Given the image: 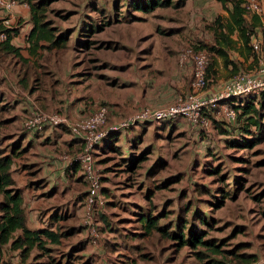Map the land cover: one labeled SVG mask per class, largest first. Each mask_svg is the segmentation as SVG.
Wrapping results in <instances>:
<instances>
[{
    "label": "rangeland",
    "instance_id": "obj_1",
    "mask_svg": "<svg viewBox=\"0 0 264 264\" xmlns=\"http://www.w3.org/2000/svg\"><path fill=\"white\" fill-rule=\"evenodd\" d=\"M260 5L264 13V3ZM225 13L218 0H186L181 6L172 3L147 12L135 9L131 0H50L42 18L66 40L39 49L37 56L29 53L25 39L31 26L29 3L8 13L12 30H18L13 40L21 57L0 52V148L9 152L16 144L20 150L13 156L12 175L23 195L28 226L82 229L26 256L6 248L1 264L222 260L202 247L178 246L176 239L156 229L146 232L140 221L145 215L156 216L168 231L181 226L183 236L193 227L202 230L204 238L222 243V248L256 253L257 263H264V139L247 147L229 146L234 133L217 131L212 119L225 122L213 112L204 128L177 119L131 125L121 133V151L96 150L103 199L89 229L78 196L86 186L62 162L76 152L68 126H46L36 133L22 127L31 107L71 122L106 104L110 126L145 107L163 106L156 103L169 90L166 103L188 93L192 67L179 66L180 54L189 46L211 44L208 25L216 14ZM84 24L93 29L82 31ZM257 68L245 63L240 71ZM227 70L218 69L206 89L231 77ZM197 250L204 252L201 258ZM232 257L226 254L227 264L235 263Z\"/></svg>",
    "mask_w": 264,
    "mask_h": 264
},
{
    "label": "trees",
    "instance_id": "obj_2",
    "mask_svg": "<svg viewBox=\"0 0 264 264\" xmlns=\"http://www.w3.org/2000/svg\"><path fill=\"white\" fill-rule=\"evenodd\" d=\"M18 1L29 3L31 26L25 34V39L27 50L31 55L37 56L39 49H44L46 47L50 48L63 44L66 40L64 35L61 33L56 34L55 28L50 26L49 22L42 18L44 15L43 11L45 10V4H47L50 0ZM131 1L135 9L145 12L151 11L157 6H167L172 3L174 6H181L186 2V0ZM218 1L221 3L223 9H225L227 15L216 14L211 23L208 25L213 35L212 43H206L195 47L193 46L194 48L205 49L208 53V65L206 69L207 77L215 75L216 70L214 66L217 64L218 58L221 59L224 67L229 66L228 68H230V73L232 75L239 72L245 63H248L250 68L254 65H258L257 53L252 51L250 39L251 36L263 28L264 25L262 20L264 19V13L261 15L257 13H248L243 5L245 0ZM258 1L264 3V0ZM81 27L82 31H90L93 29L89 24H84ZM12 29L13 28L5 27L0 22V32H5V38L0 40V52L14 53L20 56V48L14 45L13 40L14 36L17 35L18 30ZM230 52H236L239 57L230 58ZM19 81L21 82V79ZM227 102L233 106L236 112V117L233 121L229 122L223 119L220 120H223L225 123H222V121H216L212 119V116L209 114L212 111L206 112V116L209 120L210 118L212 119L214 127L220 133H234V136L227 140L229 146L247 147L264 139V88L258 92H252L245 94L244 96L230 98ZM142 122L143 121H138L131 125H137ZM131 125L121 130H110L101 143L97 145L94 156L96 155V150L99 146L105 150L113 149L121 151L122 145L118 143L121 133H127ZM190 127L197 128V126ZM71 139L72 141L70 142V145H74V147H76V154L79 151L80 146L75 138L71 137ZM18 154H20V150L16 144L12 145L9 152H6L4 148H0V264L1 254L6 248L18 250L21 253V256H26L33 248L40 247L45 249L44 246L48 243L59 244L60 239L63 236H67L69 233L75 232L76 229L77 231L78 229H82V227H78L69 228L66 231H53L49 229L47 225L41 227H30L27 225L23 205V195L21 189L15 186V180L12 175L13 156H17ZM95 162L97 164L96 158ZM65 169L69 171L71 176L75 177L77 182H81L86 186V191L80 192L78 195L79 199L83 201L81 202L80 208L84 215L83 206L88 192L87 181L80 172L78 162L73 161L71 164L66 166ZM99 191L100 197L102 198V187ZM95 210L96 208H94V211ZM103 215L104 214H101L102 219L106 220L104 217L105 215ZM199 218L201 223H207L203 216H200ZM58 219L59 217L57 220ZM140 221L141 224L144 225L146 232L156 229L161 232L163 236L176 239L178 246L189 244L194 249L202 247V249L206 250V253H209L208 255H221L222 260L213 257H205L203 264H227L224 260L226 254L233 256L232 258L235 262L234 264H259L257 263L258 255L256 253L242 252L238 249L239 247H236L237 249L222 248V243L220 244L213 239L204 238L202 230H194V227L187 236H183V228L181 226H177V228L173 231H168V227L158 225L156 216L145 215ZM195 253L199 256V258H201L204 254V252H199V250ZM43 263L44 262H34L31 264Z\"/></svg>",
    "mask_w": 264,
    "mask_h": 264
},
{
    "label": "built area",
    "instance_id": "obj_3",
    "mask_svg": "<svg viewBox=\"0 0 264 264\" xmlns=\"http://www.w3.org/2000/svg\"><path fill=\"white\" fill-rule=\"evenodd\" d=\"M261 2L258 0H245L244 8L248 13H261ZM18 4L27 7V2L19 3L18 0H0V22L8 28L13 24L11 10ZM8 12V13H7ZM264 22V19H262ZM5 38V32H0V39ZM253 52L257 53L258 68L254 72L239 71L224 81L222 88L213 94L205 92L210 77L206 75L208 65V53L205 49L187 47L179 57V66L191 64L192 83L191 90L182 96L160 107H145L131 117L125 118L115 125H106L108 106H98L94 111L79 116L71 122L61 114H47L37 111L34 107L28 109V113L22 122V127L28 132H39L46 126L67 125L72 138L77 140L80 148L74 156H64V167L73 161L79 163L80 172L87 181V195L83 212L85 223L92 228L91 219L94 208L102 204L99 190L101 188V173L95 162L94 152L99 143L110 130L125 129L131 124L145 120H174L185 121L189 126L206 127L209 118L206 112L212 111L225 121H233L236 117L235 109L227 102L233 97L258 92L264 88V25L263 28L253 34L250 39Z\"/></svg>",
    "mask_w": 264,
    "mask_h": 264
},
{
    "label": "crops",
    "instance_id": "obj_4",
    "mask_svg": "<svg viewBox=\"0 0 264 264\" xmlns=\"http://www.w3.org/2000/svg\"><path fill=\"white\" fill-rule=\"evenodd\" d=\"M224 15H227V13H225ZM229 57H230V58H237V57H239V56L237 55L236 52H230ZM241 59H242V57H241ZM214 67H215V70H216V73H217L218 69L225 68V69L227 70L229 66L224 67L223 64H222L221 59L218 58V59H217V64H216ZM229 69H230V68H229ZM227 72H228V70H227ZM216 73H215V74H216ZM228 74L230 75V72H228ZM226 80H227V79H226ZM226 80H225V81H226ZM221 81H223V82H222V83H219V84H216V86H211L210 88L206 89L205 92H206L207 94H213L214 92H217L218 90H220V89L222 88L223 83H224V80H221ZM169 98H170V90H169L168 94H167L165 97L162 98V101H158L156 104L160 105V104H162L163 102H164L163 105L168 104V103H166V102L169 100ZM80 110H83L82 107H80ZM85 114H87V113H86V112L83 113V115H85ZM80 116H82V115H80Z\"/></svg>",
    "mask_w": 264,
    "mask_h": 264
}]
</instances>
